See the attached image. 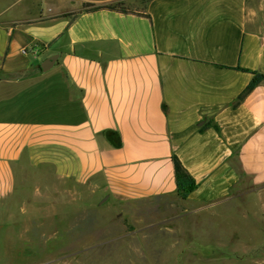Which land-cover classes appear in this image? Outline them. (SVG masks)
I'll list each match as a JSON object with an SVG mask.
<instances>
[{"label": "crops", "instance_id": "1", "mask_svg": "<svg viewBox=\"0 0 264 264\" xmlns=\"http://www.w3.org/2000/svg\"><path fill=\"white\" fill-rule=\"evenodd\" d=\"M251 72L264 0H1L0 224L32 205L58 222L96 193L179 199L174 156L196 188L165 220L199 223L202 264H264V82L238 100ZM237 216L252 240L223 234Z\"/></svg>", "mask_w": 264, "mask_h": 264}, {"label": "rangeland", "instance_id": "2", "mask_svg": "<svg viewBox=\"0 0 264 264\" xmlns=\"http://www.w3.org/2000/svg\"><path fill=\"white\" fill-rule=\"evenodd\" d=\"M64 202L57 207L58 222H40L42 213L54 208L32 205L25 207L27 221L15 212L14 231L0 224V264H202L212 256L199 253L198 222L165 220L188 209L181 199L156 197L120 205L102 201L96 193L87 205ZM71 214L79 216L77 223L71 222ZM229 225H236L243 240H252L251 226L240 217L224 220L223 234L231 235Z\"/></svg>", "mask_w": 264, "mask_h": 264}, {"label": "trees", "instance_id": "3", "mask_svg": "<svg viewBox=\"0 0 264 264\" xmlns=\"http://www.w3.org/2000/svg\"><path fill=\"white\" fill-rule=\"evenodd\" d=\"M97 10H110L120 13L131 12L123 4H118L114 6H104V7H94V6H89L87 4L84 5V11L93 12ZM251 74H252V78L249 81L246 88L244 89V91L239 95L238 100H241L254 86H256L261 82H264L263 75L256 72H251ZM172 163H173L174 176H175L176 196L179 199H185L188 196V194L191 193L196 188V183L194 179L182 167L179 160L174 156H172Z\"/></svg>", "mask_w": 264, "mask_h": 264}, {"label": "water", "instance_id": "4", "mask_svg": "<svg viewBox=\"0 0 264 264\" xmlns=\"http://www.w3.org/2000/svg\"><path fill=\"white\" fill-rule=\"evenodd\" d=\"M56 55H52L49 58L45 59L41 64H40V69L41 71H47L50 69L54 62L56 61Z\"/></svg>", "mask_w": 264, "mask_h": 264}]
</instances>
